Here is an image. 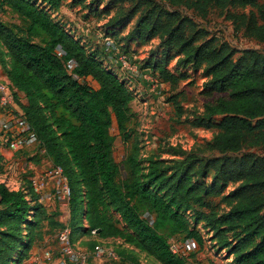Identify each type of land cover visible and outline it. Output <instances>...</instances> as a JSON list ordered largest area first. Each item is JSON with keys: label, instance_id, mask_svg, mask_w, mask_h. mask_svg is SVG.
<instances>
[{"label": "trees", "instance_id": "1", "mask_svg": "<svg viewBox=\"0 0 264 264\" xmlns=\"http://www.w3.org/2000/svg\"><path fill=\"white\" fill-rule=\"evenodd\" d=\"M66 1L92 13L103 2L0 0V9L8 7L27 22L22 27L0 20V71L38 145L67 178L70 241L90 253L98 244L111 247L121 263L140 264L138 255L144 253L158 264H187L186 257L170 251L169 239L183 234L202 245V228L230 264H264V154L242 151L259 148L264 153V53L247 48L236 55L227 42L178 9L201 18L211 9L225 11L234 32L264 43V0H120L130 7L116 8L105 22V34L114 35L136 17L122 38L125 46L160 41L159 55L151 54L140 70L174 89L190 77L168 68L176 58L179 68L201 71L204 95L218 94L190 121L214 130L205 149L217 155L142 158L134 143L122 160L128 168L124 177L109 128L114 119L120 140L130 137L135 94L126 78L55 18ZM109 4L99 13L109 14ZM34 27L47 36L45 41L32 39ZM69 62H74L71 71ZM87 77L98 87L85 82ZM178 97L171 94L167 100L180 118ZM4 162L0 152V172ZM144 210L154 213L156 221L149 223ZM60 215L57 206L39 201L26 175L17 189L0 181V264H21L33 246H44L64 227ZM166 224L168 233L161 232ZM109 239L118 242L109 246Z\"/></svg>", "mask_w": 264, "mask_h": 264}, {"label": "rangeland", "instance_id": "2", "mask_svg": "<svg viewBox=\"0 0 264 264\" xmlns=\"http://www.w3.org/2000/svg\"><path fill=\"white\" fill-rule=\"evenodd\" d=\"M113 1L114 0H103L102 3L97 5L98 9L96 13L89 12L87 7L71 6L70 2L66 1L53 13V15L56 19L65 23L73 30L87 47L95 50L102 57L104 62L113 68L117 74L126 78L135 94L134 99L130 103V111L133 113V119L130 123V137L124 142L120 140L114 119L109 128L110 134L115 137L113 154L115 161L119 165V175L124 177L127 174L128 168L125 166L123 159L125 155L130 152L134 143H137L140 147L142 158H146V156L150 154H158L162 158H181L182 155L185 157L191 154L194 156V159L208 158L217 155L215 152L205 149V143L212 138L214 130L191 126L190 121L202 112L204 103L217 98L218 94L209 97L204 95L202 93V85L205 78L202 76L201 71L193 72L192 70L179 68L176 66V58L171 60L168 68L176 72L187 71L190 77L181 80L174 89L167 83L160 82L156 91H152L151 82L146 77L142 76V70H140L139 66L146 58L154 54V52L159 55L161 51L159 45L160 41L158 38H154L146 43L130 42L129 45L125 46V41L122 38L132 28L136 17L127 23L121 30L117 28L114 35L105 34V22L108 17L114 13L116 8L122 6L124 10H127L130 7L128 1ZM108 2H110V6L113 5L110 13H99ZM178 9L193 17L198 24L205 27L218 41L227 42L236 50V55L240 50L247 48H255L264 53V43H259L254 39L242 35L240 32L233 31L231 21L225 18V11L221 12L211 9L206 17L201 18L183 7H178ZM0 20L8 25H19L24 27L27 24L24 19L8 7L0 9ZM32 39L35 42H43L47 39V36L40 29L34 27ZM109 44L115 46L117 50H127L128 55L131 56V61L138 63V70L135 73H128L120 68L118 63L114 62L115 60L111 57L110 59L107 55L106 48ZM57 52L60 54L62 50L58 47ZM73 65L74 62L68 63L70 71ZM85 82L88 83L87 80H85ZM92 84L94 83L92 82ZM171 94L179 95L178 99L183 109V114L180 118L177 117L171 102L167 100ZM218 118L217 116L216 121ZM29 146L32 147L30 152H26L25 148H23V151H17L12 156L13 164L17 162L16 165H12L10 162L8 163L11 169L8 172H18L17 176L22 179L25 173L19 170L21 169L19 164H22L25 160H31L36 165H39L38 167L40 169L48 167L47 161L44 159H42V161L41 158L38 157V154H36L35 158L31 159V157L35 155L30 154L37 146L35 142H31ZM242 151H253L258 154H264L259 148H244ZM41 165L44 166L40 167ZM5 172L6 170L0 172V181L3 180ZM19 184L18 181V183L10 185V187L16 188ZM229 188H227V190ZM61 208L60 219L65 221L66 217H64V215L66 209H64L65 207ZM142 214L149 223L156 221L154 213L144 210ZM197 227L200 228L199 225ZM200 230L204 235V242L202 245H198L192 239L186 241L183 234L172 235L169 240H175L187 246L188 254L185 256L187 264H230V259L226 257L224 252H218L215 247L212 246V242L208 240L209 235L205 234L202 228H200ZM160 231L168 233L169 225L166 224L162 226ZM50 238L51 241L49 245L52 248H58V241L55 234L51 235ZM116 240H109L107 245L114 246L118 242ZM190 242H192V244H190ZM138 256L140 264H158L153 257L145 255L144 253H139ZM113 261L114 260L106 256L98 258L92 257L88 264H128Z\"/></svg>", "mask_w": 264, "mask_h": 264}, {"label": "built area", "instance_id": "3", "mask_svg": "<svg viewBox=\"0 0 264 264\" xmlns=\"http://www.w3.org/2000/svg\"><path fill=\"white\" fill-rule=\"evenodd\" d=\"M106 52L109 58H113L120 68L126 72L135 73L138 70L137 63L131 61V56L128 55V53L117 50L115 46L111 44L107 46ZM141 74L151 82V90L156 91V88L160 84L157 76L153 75L148 70H142ZM15 104L17 103L13 98L8 83L3 81L0 75V113H2V121L0 122V144L2 148L6 147L11 151L21 152L23 148L26 149V147H29L31 142L38 143L32 131L29 129L24 112L19 107H15ZM37 153L45 155V151L42 147L38 149V152H34L30 155H36ZM8 163V161L4 162V170H6V172L11 170L9 167L10 164ZM19 165L21 168L19 170L25 173L32 190L38 195L39 201L44 206L68 208L69 185L60 166L50 163L48 167L40 169L31 160H25ZM1 182L6 183L5 180ZM23 182L24 178L15 189L22 187ZM6 185L9 186L8 184ZM63 222L65 224L64 227L56 234V239L58 241V258H54L51 250L46 249L40 255H34L31 264H37L40 261H55V264H88L90 256L95 258L106 256L115 262H120L118 256L111 247L98 244L94 247L92 253H90L83 247L73 244L69 239V228L66 225V220ZM92 233H95L94 229ZM169 249L172 253L180 256L185 257L188 254L187 246L175 240H169Z\"/></svg>", "mask_w": 264, "mask_h": 264}, {"label": "crops", "instance_id": "4", "mask_svg": "<svg viewBox=\"0 0 264 264\" xmlns=\"http://www.w3.org/2000/svg\"><path fill=\"white\" fill-rule=\"evenodd\" d=\"M112 61V60H111ZM115 62V61H114ZM0 75H1V78L5 81V82H7V80H6V78H5V76L4 75H2V73H0ZM91 79V80H90ZM86 80L88 81V84L89 85H92V87L93 88H97L98 87V84H97V82L95 81V80H93L92 78H90V77H87L86 78ZM89 80H90V82H89ZM92 82L94 83V84H92ZM18 96H19V98H20V100L23 102V103H25L26 102V99H25V97H24V94L22 93V92H20V91H18ZM17 104H15V107H19L18 105L16 106ZM2 121V113H0V122ZM36 146H37V148L32 152V153H34V152H38V149H40V146L38 145V144H36ZM32 150V147H26V149H25V151L26 152H30ZM0 152H1V154L3 155V157H4V161H8V162H10V163H12V165H16L17 164V162H16V164H13V155L16 153V152H14V151H11L10 149H8V148H0ZM31 153V154H32ZM38 154V157L39 158H41V160L42 159H44V160H46L47 161V163L48 164H50L51 162H50V160L48 159V157L46 156V155H43V154H40V153H37ZM8 159V160H7ZM14 160H15V158H14ZM43 161V160H42ZM41 161V162H42ZM40 164V163H39ZM11 165V166H12ZM37 166H39V165H37ZM42 166H44V165H41L40 167H42ZM10 173V174H9ZM17 173L18 172H12V171H10V172H6V173H4V175H3V180H5L6 181V184H8L9 186L10 185H15L16 183H18V181H19V183H21L22 182V178H20V177H18L17 176ZM9 174V175H8ZM19 178V179H18ZM58 208H59V210H60V212L62 211V208L60 207V206H57ZM64 209H66V212H65V215H64V217H66V220H67V218H68V208H64ZM62 218V217H61ZM62 220V219H61ZM109 240H111V239H109ZM109 240H107V241H109ZM188 240H190V239H187L186 238V241H188ZM193 240V239H192ZM51 241V238H48V239H46V243H45V245L44 246H33V248L31 249V252H30V255H29V257L27 258V259H25L24 261H22V263L21 264H31V261H32V258H33V256L34 255H40L44 250H46V249H48V250H51V252L53 253V256H54V258H58V256H59V253H58V248H52L50 245H49V242ZM194 241V240H193ZM195 242V241H194ZM190 244H192V242H190ZM37 264H55V261H51V262H47V261H40V262H38Z\"/></svg>", "mask_w": 264, "mask_h": 264}]
</instances>
